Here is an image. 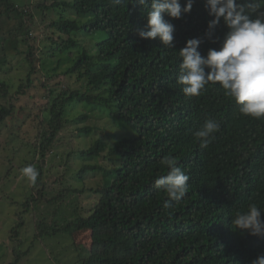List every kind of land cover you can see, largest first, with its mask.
<instances>
[{"label": "trees", "instance_id": "16d2710c", "mask_svg": "<svg viewBox=\"0 0 264 264\" xmlns=\"http://www.w3.org/2000/svg\"><path fill=\"white\" fill-rule=\"evenodd\" d=\"M256 2L258 10L264 11V0ZM0 3L5 13H16L18 21L22 13L31 19L29 12L15 9L7 0ZM37 8L61 10L50 21L58 37L50 39L45 58L81 47L65 74L84 78L89 87L85 93L58 94L45 108L48 117L39 118L33 143L38 141L40 156L45 158L70 122L64 113L72 103L88 108L71 122L82 123L76 131L84 138L96 130L94 123L84 124L96 114L101 116L96 122L115 129L106 133L115 143L98 138L74 145L69 155L80 160L77 176L82 187L72 192L78 196L86 192L93 199L88 208L72 207L78 211L75 219L57 216L41 225L42 236L62 233L76 238L79 232H87L90 245L74 258V264H250L264 255V236L231 229L235 213L248 204L264 211V119L240 114L219 85L209 84L200 96L186 97L176 82L180 64L176 51L188 39L203 37L212 19L203 0H195L180 19L165 17L175 27L172 49L158 39L136 35L135 30L146 23L147 12L137 0L120 4L53 0L50 6ZM66 12L72 15L65 16ZM31 26L21 22L16 32L28 36ZM226 31L219 25L214 39ZM78 38H85L87 44L80 45ZM33 43L19 64L26 74L14 96L33 87L38 60ZM218 46V41L205 39L199 51L206 54ZM9 87L0 82L3 96ZM12 110V105L0 107V123ZM206 119L219 122L220 129L208 147L201 148L193 133ZM165 156L177 158L190 178L188 192L179 201L169 200L154 186L155 179L167 174L161 164ZM87 172L92 178L106 176L108 181L86 187ZM42 200L58 203L59 197L47 199L38 191L23 207L28 211L30 204Z\"/></svg>", "mask_w": 264, "mask_h": 264}, {"label": "rangeland", "instance_id": "374dc122", "mask_svg": "<svg viewBox=\"0 0 264 264\" xmlns=\"http://www.w3.org/2000/svg\"><path fill=\"white\" fill-rule=\"evenodd\" d=\"M7 1L15 9L29 12L31 19L22 13L18 21V15L12 11L5 13L6 7L0 3V62H5L0 65V82L10 86L5 96L0 88V107L13 106L10 115L0 123V264H74V258L81 256V251L89 247V234L79 232L76 238L62 233L42 236L41 225L45 227L57 216H63L66 221L75 219L78 211H72L74 206L79 208L83 205L88 208L93 197L86 192L82 196L72 192L82 187L77 176L81 163L69 153L74 145H85L98 138L111 142L106 133H115V129L108 128L103 122H96L95 119L101 118L96 114L91 119L93 121L84 122L94 123L96 127V130L84 138L76 131V127H82V123L71 122L88 108L72 103L65 106L64 113V118L70 122L60 133L59 139L55 140L50 152L45 154V158L40 156V149L36 146L38 141L36 147L33 143L39 118L48 117L47 106L58 94L76 90L85 93L89 88L84 78L65 74L81 47L46 59L43 53L50 49V39L58 37V33L49 24L59 17L58 12L61 10L57 12L37 8L42 5L50 6L53 0ZM71 13L66 12L65 16L72 15ZM21 22L24 27L32 25L28 36L22 31L16 32ZM78 40L80 45L87 44L85 38ZM32 42L37 47L38 57L35 62L37 73L34 84L25 94L14 96L19 82L25 79L26 74V69L19 64ZM29 165L38 171L35 182L22 172ZM104 181H108L106 176L92 178L91 173L87 172L83 185L97 186ZM38 191H42L47 199L58 196V203L42 200L30 204L29 210H25L23 206L26 199L30 196L37 197Z\"/></svg>", "mask_w": 264, "mask_h": 264}, {"label": "clouds", "instance_id": "9594fccd", "mask_svg": "<svg viewBox=\"0 0 264 264\" xmlns=\"http://www.w3.org/2000/svg\"><path fill=\"white\" fill-rule=\"evenodd\" d=\"M195 0H137L147 7L146 23L135 30L141 39H158L168 48L174 47L175 27L165 19H180L193 8ZM204 8L212 19L203 37L188 39L176 51L179 58L177 83L186 97H197L209 84L219 85L224 95L238 106L239 113L253 119H264V11H259L256 0H203ZM120 4L121 0H113ZM227 29L222 38L215 37L219 25ZM205 39L219 42L206 54L199 51ZM220 129L214 119H206L193 136L201 148H207ZM115 143L114 141H111ZM161 164L168 169L166 175L155 179L154 186L162 189L169 200L179 201L188 192L189 176L178 165L177 158L165 156ZM25 176L35 182L38 171L34 166L22 169ZM264 211L255 203L238 210L231 219V229L247 232L251 236H264ZM250 264H264V255Z\"/></svg>", "mask_w": 264, "mask_h": 264}]
</instances>
